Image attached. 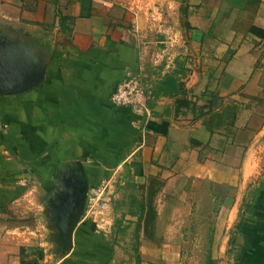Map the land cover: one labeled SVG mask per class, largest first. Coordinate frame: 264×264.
Listing matches in <instances>:
<instances>
[{
  "label": "crops",
  "instance_id": "0c3cea01",
  "mask_svg": "<svg viewBox=\"0 0 264 264\" xmlns=\"http://www.w3.org/2000/svg\"><path fill=\"white\" fill-rule=\"evenodd\" d=\"M5 32L45 52L48 68L31 91L0 96V264H40L42 237V264H127L86 217L55 250L64 235L49 208L82 175L114 204H156L129 219L140 264H196L203 252L264 264V0H0ZM168 38L173 68L155 63ZM173 72L185 91L154 97ZM138 73L145 111L115 107L117 85ZM206 207L220 211L198 213L192 238L189 214Z\"/></svg>",
  "mask_w": 264,
  "mask_h": 264
},
{
  "label": "rangeland",
  "instance_id": "374dc122",
  "mask_svg": "<svg viewBox=\"0 0 264 264\" xmlns=\"http://www.w3.org/2000/svg\"><path fill=\"white\" fill-rule=\"evenodd\" d=\"M156 36L158 39L157 41H161V37H162L161 33H157ZM157 41L156 43L159 46V48L163 49L162 46L164 45H161V42L159 43ZM128 192H129V186L127 188L126 193ZM105 196L106 195L104 193H100V192L92 193L88 191V194L86 197L87 199L85 203V208H84V211L81 217H86V222L92 225L91 228L89 229L91 232H94L95 234L96 233H99V234L107 233L110 236L109 240L108 239L105 240L106 241L105 244L107 246L114 247L112 238L116 239V243H117L116 245L118 246V248H121L123 249V251L126 252L125 255L118 257L119 260H123L127 264L129 261L135 262V264H140L138 261V253L136 251L138 248L136 237H135L136 236V233H135L136 225H133L132 224L133 222L129 221V219L134 218V217L141 219L143 217V212H144L143 206L145 205L149 207V212L154 214L155 212L154 208L156 204H145V205L144 204H114L115 197L113 198V194L111 196H108L107 198ZM35 197H36L35 201L39 203H42L43 201L46 200V198L42 197V195H40L39 193H36V195H34V198ZM103 199H106L105 201L106 204L101 203ZM43 205L45 206V209L47 210L50 209L49 211L53 212V217H54V214L56 215L63 214L59 208L63 204H57L58 207L56 211L52 210V208H49V209L46 208V204H43ZM217 210L218 212L220 211L218 207L215 210L208 209V207H206L205 209H201L200 211L197 209L191 210V213L189 214L191 219H190V224L187 226V231L191 233L192 238H196L195 234L199 227L198 224H196V220H195L196 217L198 216V213L202 212V214L208 215V213H211L212 211L216 212ZM48 212H47V215H48ZM76 212H77V209L74 208L72 215L74 216ZM30 220H31L30 217L26 218L27 222H30ZM108 221L112 223L111 229L109 228ZM128 222H131V223L128 224ZM41 231L44 232V229H41ZM47 240L48 239H46V237H42L41 241L42 243H45V245H43V247L41 248L43 249V253L37 251L40 257L38 260L40 261V264H42L43 260H45V255L48 254L46 253L48 252L47 248L49 246V243ZM53 242L56 244L55 250H57V252H61L62 249L68 245V242L64 241V239L59 240V241H53ZM78 243H81V242L78 241ZM37 244L38 243H36L35 246L37 248H40L41 246L38 247ZM190 244L194 249L196 248L198 249L199 246L201 247L203 246L204 248L206 247V242L192 241L190 242ZM203 253H204V256H200V257L197 256V257H191L190 259L189 258H186V259H189L190 263H192V260H193L195 261L196 264H202L204 263V260H206V263L208 262L207 264H212L209 262L210 259L209 257L206 256V253L205 252ZM38 255L36 254V256ZM114 256H116V254ZM228 257L233 258L235 256H228ZM181 259L183 261V258Z\"/></svg>",
  "mask_w": 264,
  "mask_h": 264
},
{
  "label": "water",
  "instance_id": "95a60500",
  "mask_svg": "<svg viewBox=\"0 0 264 264\" xmlns=\"http://www.w3.org/2000/svg\"><path fill=\"white\" fill-rule=\"evenodd\" d=\"M48 55L33 43L7 32L0 35V96H17L41 85L46 77ZM81 182L73 184L68 197L61 200L59 208L62 223L59 225L64 241L70 245L72 233L79 222L86 203L88 182L84 175ZM74 208L76 214L72 215Z\"/></svg>",
  "mask_w": 264,
  "mask_h": 264
},
{
  "label": "built area",
  "instance_id": "2783aa9c",
  "mask_svg": "<svg viewBox=\"0 0 264 264\" xmlns=\"http://www.w3.org/2000/svg\"><path fill=\"white\" fill-rule=\"evenodd\" d=\"M163 45L164 48L160 51L161 53L155 57V63L159 64L167 59L166 66L173 68L175 67L176 55L171 57L169 52L175 46L170 38L164 40ZM143 77L142 73L128 74L127 78L117 85L110 98L111 103L117 108H127L140 113L145 111V103L149 99V93Z\"/></svg>",
  "mask_w": 264,
  "mask_h": 264
},
{
  "label": "trees",
  "instance_id": "16d2710c",
  "mask_svg": "<svg viewBox=\"0 0 264 264\" xmlns=\"http://www.w3.org/2000/svg\"><path fill=\"white\" fill-rule=\"evenodd\" d=\"M174 74H170L168 76H165L162 80V88L159 87V89L157 90V93L154 92V97L156 95V97L159 95V92L160 94H163L165 96H175L177 94H180V93H183L185 90H184V85L179 82L177 79H176V76H175V73L176 72H173ZM255 204H246V208H247V211L249 213H251L253 211V207H254ZM140 223L137 225V228H136V235H137V238H136V241H137V245H139V240H138V235H139V232H140ZM37 251L39 252H42L43 253V249H38ZM36 251V252H37ZM41 254V253H40ZM32 264H37V262H32Z\"/></svg>",
  "mask_w": 264,
  "mask_h": 264
}]
</instances>
